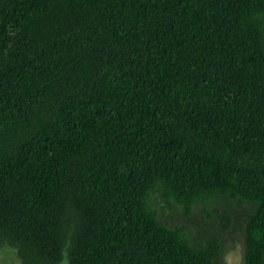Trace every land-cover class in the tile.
<instances>
[{"label": "trees", "instance_id": "obj_1", "mask_svg": "<svg viewBox=\"0 0 264 264\" xmlns=\"http://www.w3.org/2000/svg\"><path fill=\"white\" fill-rule=\"evenodd\" d=\"M232 229L264 264V0H0V247L222 264Z\"/></svg>", "mask_w": 264, "mask_h": 264}, {"label": "rangeland", "instance_id": "obj_2", "mask_svg": "<svg viewBox=\"0 0 264 264\" xmlns=\"http://www.w3.org/2000/svg\"><path fill=\"white\" fill-rule=\"evenodd\" d=\"M154 207L158 217L167 223L168 226L184 225L188 228L191 236H198L196 231L202 225L200 217L202 219L204 217L200 215V209H192L190 220L185 222L180 218L179 211L177 212L164 202L156 204ZM222 238L224 241V250L221 257L222 264H241L242 245L240 232L237 229H232L228 234H223ZM0 264H20L15 257L14 250L10 246L3 245L0 247ZM59 264H66L64 257Z\"/></svg>", "mask_w": 264, "mask_h": 264}]
</instances>
